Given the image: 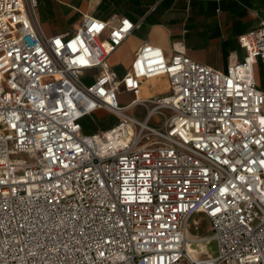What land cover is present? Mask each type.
<instances>
[{
	"label": "built area",
	"instance_id": "built-area-1",
	"mask_svg": "<svg viewBox=\"0 0 264 264\" xmlns=\"http://www.w3.org/2000/svg\"><path fill=\"white\" fill-rule=\"evenodd\" d=\"M36 6L0 0V264H264V21L226 70L143 43L119 77L109 58L141 23L86 13L48 35ZM99 109L117 122L85 133Z\"/></svg>",
	"mask_w": 264,
	"mask_h": 264
},
{
	"label": "crops",
	"instance_id": "crops-1",
	"mask_svg": "<svg viewBox=\"0 0 264 264\" xmlns=\"http://www.w3.org/2000/svg\"><path fill=\"white\" fill-rule=\"evenodd\" d=\"M86 13L105 21L127 17L141 23L109 58L119 77L130 68L143 43L156 45L167 55L181 48L201 63L226 70L246 56L239 37L264 21V0H37L35 17L52 35L73 33ZM255 71L264 89V65L259 63ZM152 79L143 81L139 97L168 91L167 85L152 89L149 84L157 83L149 82Z\"/></svg>",
	"mask_w": 264,
	"mask_h": 264
},
{
	"label": "rangeland",
	"instance_id": "rangeland-1",
	"mask_svg": "<svg viewBox=\"0 0 264 264\" xmlns=\"http://www.w3.org/2000/svg\"><path fill=\"white\" fill-rule=\"evenodd\" d=\"M47 33L49 34V32L47 31ZM149 82H157V83H150L149 85L151 86L152 89H156V88H160L162 87V85H168L167 83V79L164 78H153L151 81ZM145 87H147L145 85ZM143 87V88H145ZM135 97V94L133 92H129V91H125V90H121L118 94V100L120 105H127L129 104ZM136 112L143 117L144 116V111L140 108L136 109ZM116 116H114V114H111L109 112H107L104 109H99L97 110L95 113H93L90 116L85 117L82 122L84 124V131L88 132V133H92L98 129H105L108 128L110 126H112L115 122ZM12 157H18V158H22V159H27L28 160V156L27 155H12ZM194 220H198L199 222V228L196 229L195 225H194ZM189 231L192 234H198L199 237H205L210 235L211 232V226H210V220L204 216L203 214H197L189 223ZM208 251L209 253H214L215 252V243H211L210 245H208ZM201 257H204V255H202Z\"/></svg>",
	"mask_w": 264,
	"mask_h": 264
},
{
	"label": "bare ground",
	"instance_id": "bare-ground-1",
	"mask_svg": "<svg viewBox=\"0 0 264 264\" xmlns=\"http://www.w3.org/2000/svg\"><path fill=\"white\" fill-rule=\"evenodd\" d=\"M143 87H145V85ZM143 93H148V92L145 91ZM187 244H188L187 246H188L189 251L195 257H201L202 255H204V256H207V255L210 256L211 255V253H209L208 248H207L208 245L204 242V240H197V239L196 240H193V239L190 240L189 239L187 241Z\"/></svg>",
	"mask_w": 264,
	"mask_h": 264
},
{
	"label": "trees",
	"instance_id": "trees-1",
	"mask_svg": "<svg viewBox=\"0 0 264 264\" xmlns=\"http://www.w3.org/2000/svg\"><path fill=\"white\" fill-rule=\"evenodd\" d=\"M262 77H263V82H264V74L262 75ZM115 119H116V122H117V118L115 117ZM115 122V123H116ZM82 125H83V131H84V129H85V127H84V124H83V122H82ZM85 132V131H84ZM85 133H88V132H85Z\"/></svg>",
	"mask_w": 264,
	"mask_h": 264
}]
</instances>
